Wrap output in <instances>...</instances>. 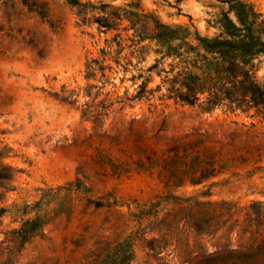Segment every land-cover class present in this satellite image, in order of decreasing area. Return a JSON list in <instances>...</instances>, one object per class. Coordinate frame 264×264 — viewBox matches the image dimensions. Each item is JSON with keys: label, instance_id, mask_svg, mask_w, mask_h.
<instances>
[{"label": "rangeland", "instance_id": "1", "mask_svg": "<svg viewBox=\"0 0 264 264\" xmlns=\"http://www.w3.org/2000/svg\"><path fill=\"white\" fill-rule=\"evenodd\" d=\"M131 3L217 34L207 0H0V264H264V120L160 100L94 20Z\"/></svg>", "mask_w": 264, "mask_h": 264}, {"label": "trees", "instance_id": "2", "mask_svg": "<svg viewBox=\"0 0 264 264\" xmlns=\"http://www.w3.org/2000/svg\"><path fill=\"white\" fill-rule=\"evenodd\" d=\"M207 1L221 10L213 22L217 30L213 37L202 35L195 27L166 25L134 3L124 7L101 4L94 20L106 34L117 32L111 43L121 46L130 41L138 59L154 52V68L169 62L163 86L157 89H166L160 100L199 106L205 112L216 108L254 112L253 117L264 120V83L256 78L258 64L264 59L262 15L245 0ZM124 22L129 23L124 31H133L126 40L119 32ZM154 93L143 88V96L149 100Z\"/></svg>", "mask_w": 264, "mask_h": 264}]
</instances>
